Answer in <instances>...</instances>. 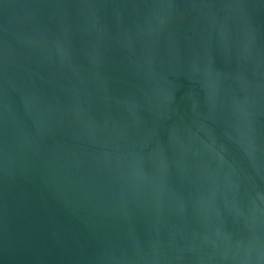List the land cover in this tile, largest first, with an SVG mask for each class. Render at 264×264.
Wrapping results in <instances>:
<instances>
[{
    "label": "water",
    "instance_id": "95a60500",
    "mask_svg": "<svg viewBox=\"0 0 264 264\" xmlns=\"http://www.w3.org/2000/svg\"><path fill=\"white\" fill-rule=\"evenodd\" d=\"M0 264H264V0H0Z\"/></svg>",
    "mask_w": 264,
    "mask_h": 264
}]
</instances>
